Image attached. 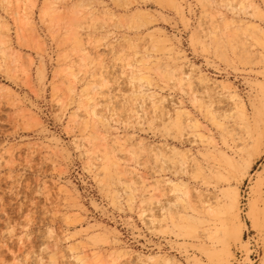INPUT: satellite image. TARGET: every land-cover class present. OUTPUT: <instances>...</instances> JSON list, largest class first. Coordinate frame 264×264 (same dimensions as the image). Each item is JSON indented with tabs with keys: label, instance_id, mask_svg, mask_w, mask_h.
<instances>
[{
	"label": "rangeland",
	"instance_id": "obj_1",
	"mask_svg": "<svg viewBox=\"0 0 264 264\" xmlns=\"http://www.w3.org/2000/svg\"><path fill=\"white\" fill-rule=\"evenodd\" d=\"M248 1L0 0V264H264Z\"/></svg>",
	"mask_w": 264,
	"mask_h": 264
},
{
	"label": "bare ground",
	"instance_id": "obj_2",
	"mask_svg": "<svg viewBox=\"0 0 264 264\" xmlns=\"http://www.w3.org/2000/svg\"><path fill=\"white\" fill-rule=\"evenodd\" d=\"M238 2L240 3V10H241V8L243 9V7L244 8H252L253 9V11L255 12L256 10H257V7L255 6V5H253L251 2H249L248 0H238ZM237 9V8H236ZM223 43V42H222ZM241 49V48H240ZM184 76H185V78H188V74H184ZM206 79V78H205ZM204 78H203V81L205 80ZM205 82V81H204ZM203 82V83H204ZM220 84V83H219ZM219 84H218V86H219ZM206 85V84H205ZM217 86V87H218ZM202 88V87H201ZM205 88H206V90L204 91V92H207L208 93V90H210V89H213L212 87H210V85L208 84V85H206L205 86ZM144 93V92H143ZM149 95V94H148ZM155 96V95H154ZM234 96V95H233ZM150 97H153V94L152 95H150ZM164 97V96H163ZM162 97V98H163ZM155 98V97H154ZM161 98V99H162ZM211 98V97H210ZM209 98V99H210ZM216 98V97H215ZM233 98V97H232ZM235 98V97H234ZM236 98H238V97H236ZM161 99H157L156 101L155 100H153V104H156L157 102H160V101H162ZM206 100V99H205ZM232 100H236V99H232ZM194 103V102H193ZM233 103H235L234 104V106L236 107V115L242 120L243 119V117H244V109H243V105L241 104V102L240 101H233ZM208 106H209V104H208ZM206 108H208L207 106H206ZM183 109V108H182ZM179 110V109H178ZM207 113L209 114V117H210V113H209V110L207 109ZM213 113V112H212ZM96 114V113H95ZM176 115L178 116V112L176 113ZM222 115H224V114H222ZM234 115V114H233ZM169 116H171V114L169 115ZM224 116H226V115H224ZM224 116H223V118H224ZM215 116L214 115H212V118H214ZM171 118V117H170ZM175 119H174V122H176V124H179L180 123V121L178 120V117H174ZM211 117H210V119H212ZM191 120V119H190ZM212 120H214V119H212ZM216 121H217V119H215ZM219 120V119H218ZM191 121H193V123H194V120L192 119ZM190 121V122H191ZM107 122V121H106ZM107 124V123H106ZM181 124V123H180ZM179 124V125H180ZM182 125V124H181ZM189 125V124H188ZM196 125H198L197 123H196ZM196 125H190V127L191 128H196ZM235 125V124H234ZM220 126H222V129L223 128H228L229 126H223V125H220ZM237 126V125H236ZM105 127V126H104ZM238 127H239V129H243L244 127L243 126H239L238 125ZM238 127H235V129L236 128H238ZM248 126L246 125V128H247ZM229 131V130H228ZM159 147V146H158ZM170 151H174V149L172 148V149H170ZM170 159V158H169ZM194 162H195V160L194 159H192ZM191 160V161H192ZM186 162V161H185ZM189 162V161H188ZM193 162V163H194ZM193 163H192V165H193ZM196 167V166H195ZM194 167V165H193V168H195ZM126 170V169H125ZM193 171V170H192ZM111 176V175H110ZM131 177V176H130ZM170 184H171V189L174 191V190H177V191H179L182 195L181 196H183L184 198H186V197H188L189 196V198H190V196H191V194L189 193L190 192V190L188 191V189H186V188H183V183H181V182H178V184L176 185V183L174 182V181H168ZM165 183H167V182H165ZM170 184H167V186L169 185L170 186ZM177 186H182V188H178ZM156 187V186H155ZM193 192V191H192ZM201 192L199 191V193L196 195L195 194V196L194 197H198V199L200 198L199 196L201 195L202 196V194H200ZM225 193V192H224ZM175 194V193H174ZM190 194V195H189ZM226 194V193H225ZM234 195V194H233ZM235 195H237V194H235ZM181 196L180 197H178V198H181ZM225 196V195H224ZM230 198V197H229ZM231 199V198H230ZM228 200V199H227ZM233 202H235L236 201V196L235 197H233ZM200 201V200H199ZM181 202V201H180ZM190 202V201H189ZM230 202V201H229ZM185 204V203H184ZM225 204V203H224ZM227 206V205H226ZM207 207V206H206ZM210 208V206H208L207 207V209H209ZM237 208V207H236ZM234 235H235V237L236 238H239L240 237V234L235 230L234 232ZM126 254V253H125ZM115 255V254H114ZM146 260H147V263L149 264V262H151L152 261V259L150 258V257H148V258H146Z\"/></svg>",
	"mask_w": 264,
	"mask_h": 264
}]
</instances>
